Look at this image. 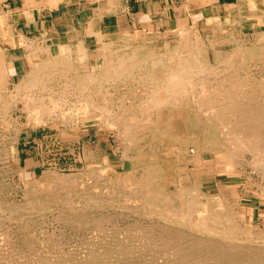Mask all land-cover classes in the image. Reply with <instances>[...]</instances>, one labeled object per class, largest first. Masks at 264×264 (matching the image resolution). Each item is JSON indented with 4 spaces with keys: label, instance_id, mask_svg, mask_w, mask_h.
<instances>
[{
    "label": "rangeland",
    "instance_id": "rangeland-1",
    "mask_svg": "<svg viewBox=\"0 0 264 264\" xmlns=\"http://www.w3.org/2000/svg\"><path fill=\"white\" fill-rule=\"evenodd\" d=\"M229 23L230 21L222 19L220 21L221 27H217V29L212 27L211 30L199 25L182 26L161 33L122 32L109 36L112 38L123 35L139 43H144L146 40V46L151 51L154 48H162L167 41H181L182 35L188 32L187 34L191 36L193 43L200 44L206 64H209L208 67L212 69L201 72L200 76L193 79L195 85L198 83L195 87L197 90L193 89L195 94L190 93V95L188 93L185 97L186 101L179 108L182 114L184 110L190 108L197 111L203 123L202 129L198 133H192L187 121H185L186 125L184 124V127L179 129L180 131L171 130L172 132L166 134L160 133L162 131L159 129L149 128L148 131L153 132L156 139L152 150H138L135 146L130 145L125 140L119 124L125 116H122L121 119H115L113 112L111 115H113L115 124H109L106 116L101 118L95 117L94 114L82 116L75 112L68 115L66 120H59V118L51 116L48 120L45 118L42 122H36L34 118L26 115L25 112H21L19 108L5 109L0 104V108L2 107L0 109V264H177L178 261L179 264H210V259L215 255V252L207 246L202 248L203 241L200 240L213 237L198 230H192L188 225L170 217L174 215V208L179 205L178 199L174 198L176 190L180 187H192L194 185L200 187V190L207 194L208 203L213 202L211 205L215 211H221L226 206H231L230 215L236 216L235 221L241 225L243 230L251 229L249 230L252 232L251 238L250 236L248 238L247 235H241L240 239L243 241L236 240L237 243H235L238 246L230 244L229 241H224L233 246L234 251L237 252H234L230 245L228 247V244L222 242L224 251L228 253L230 249L231 254L230 252L226 253L227 256H230L229 258L232 260L239 255L245 258L247 254L256 252L257 255L256 253L253 254L259 257L249 259L251 263L239 262L238 264H264V256L259 255L260 250L264 249V239H262L264 238V163H253L252 158H250L251 154L248 152H245V158H234L237 163H233L234 166L218 158L217 154L219 153L216 151L219 152L225 145L232 146L230 143L229 145L226 144L227 141L225 140H227L228 132L234 130L231 131L230 126H227L226 119L221 121L214 116V110H212L213 113L211 111L204 113V110L208 108L206 101L209 98L198 95L199 91H208L209 85L215 84L214 82L219 83L220 86L224 81L225 86L231 85L230 79L222 81L223 79L219 78L225 74L224 66L226 63L235 66L236 69L241 67L235 74H239L240 79L243 75L240 81L244 86L252 84L249 90L252 89L251 91H253L255 88L256 91L253 92L255 96L249 105L252 108L253 106L256 107L257 111L253 108V112L256 114L259 111L256 115L263 122L261 123L263 125L253 131L258 130L260 134L264 133V112L261 110L262 108L264 110V81H262L264 80V57L261 54L264 50V26L259 29L255 17L245 18L241 24L237 23L234 26H231L232 24L229 26ZM228 33L229 37L226 38ZM0 35L9 38L2 40V47L9 54L10 62L19 71H25L29 68L25 45L30 43L41 49L40 47L43 45L41 41L44 40L54 46L59 44L66 46L64 58L67 59V62L64 67L70 77L81 75L80 73L84 74L87 69H91L93 66L96 71L101 67L104 43L93 48L77 40L66 42L60 39L51 40L31 36L16 39L12 33H8L6 30ZM231 35L234 37L233 39ZM253 47L254 49L251 50ZM226 55L228 58L225 57ZM2 60L4 63L8 62L5 58ZM100 72L97 73L101 78ZM250 76L251 78H249ZM131 77L129 76L130 79L127 78L125 82H134L135 79ZM213 77L214 80H212ZM18 79V73L11 77L12 82ZM112 79L115 78H109L106 81L100 79L99 81L100 90L98 93L106 92L104 95L107 98L105 99H111L112 103L118 101V97L127 103L140 99L141 87L128 88L124 81L121 82L122 79ZM61 80V75L54 78L55 82ZM203 80L204 83H202ZM233 81L235 86L233 91H235L241 84L236 79ZM147 82L148 84L153 83L151 80ZM12 87V83L9 84V88ZM148 91L150 92V88ZM144 92L145 90L143 94ZM97 98L98 100L101 99L100 97ZM214 98L221 100L220 102L222 99L224 101L223 96ZM222 103L217 106L222 105ZM18 104L19 106L22 105L21 102ZM202 104L203 106H201ZM146 106L147 104L144 103L139 108ZM116 108L114 109L116 110ZM137 116L142 118L141 115ZM138 117L134 116L135 119L131 122L138 121ZM130 120L124 121L127 123ZM142 120L140 119L138 122L141 123ZM180 133L185 138L184 140L182 138L181 141L179 140ZM192 140H194L193 143ZM188 141L189 144L186 145L185 142ZM196 143L201 144L200 146L209 144L208 146L211 148V150L203 151L205 160L202 165L190 156V150ZM19 156L22 159L32 157L35 164H27L26 167L22 159L19 160ZM153 163L159 168L161 176L162 190L160 189L158 198L160 195L167 194H170L172 198V203L168 207L169 214H167L168 211L164 210L166 208L160 206L161 203H158L157 197L155 202L148 200L147 197L144 198L145 200L142 198L146 196L147 191L140 187L142 185L138 180L143 168H145L144 166ZM126 179H130L129 182ZM124 180L126 181L124 182ZM124 184L125 186H123ZM142 193L143 195H141ZM212 195H217L219 200L216 201L215 197L217 196ZM175 212L178 213L179 210ZM187 239L189 240L187 241ZM172 247L175 250L178 249L176 254L173 253L174 250H171ZM238 247L240 248L238 249ZM235 253H238L237 256ZM230 259L225 264H235Z\"/></svg>",
    "mask_w": 264,
    "mask_h": 264
},
{
    "label": "bare ground",
    "instance_id": "bare-ground-1",
    "mask_svg": "<svg viewBox=\"0 0 264 264\" xmlns=\"http://www.w3.org/2000/svg\"><path fill=\"white\" fill-rule=\"evenodd\" d=\"M249 10H250V13H248V15H255L257 17V25H258V28L261 29L264 26V0L259 1L258 5H255V3H254V5H252V7ZM236 12H237V9H236ZM234 17H235V15H234ZM89 22H91V20H89ZM230 24H232L231 21L229 23V26H230ZM6 28H7V26H6ZM223 28H228V27H223ZM97 30H96V32H97ZM187 30H188V28H187ZM178 32H179V30H178ZM185 33L182 35V38H180L181 41H176V42L175 41H172V42L167 41L162 48H156V49L154 48L151 51L146 46V40L144 43L143 42L139 43V42H136L134 39H131V38L123 36V35L121 37H112V38L108 37V38H106L103 42L104 43V45H103L104 46V52L102 53V58H101L102 63H101L100 69L98 70V71H101L100 72L101 78L99 77V75H98L99 73H97L98 71L95 70L94 66L91 67V69H87V71L84 74L80 73L81 75H75V76L70 77L66 72V68L64 67L66 65V62H67V59L64 58V53L66 52V49H65L66 46L61 45V44L54 46L46 40L41 41V42H43V45L40 47L41 49L34 47L30 43H29L30 45L29 44L25 45L26 46L25 47V49H26L25 53H26V58L28 61L29 68L25 71H19V70L15 69L13 64L10 62L9 54L2 47L3 46L1 43L2 40L9 39V38L4 36V35H1L0 36V62H1L0 63V104L5 109L9 108L12 110L14 108H19V110L21 112H25L26 115L34 118V120L36 122H42L45 120V118H46V120H48V118H51V116H53V117L55 116L54 118H57V119L59 118V120H66L68 118V115H70L72 112L81 114L82 116H84V115L87 116L88 114H94V116L98 117V118L106 116L109 124H115L113 122L114 121L113 120L114 118L112 117L113 115L115 116V119H121L122 116H125L123 121L119 122L120 127L122 128L124 138H125V140H127V142L130 145L135 146L138 150H152V148L154 146V141L156 139L154 137V133L148 131L149 128L150 129H152V128L159 129L160 131H162V132L159 131L160 133L166 134L168 132H172L175 130L177 131L179 129H182L184 127L185 121H187V122H189L190 131L192 133H198V131L201 130L203 127L202 120L199 117L200 114L198 115L197 111H195V110L193 111V109L190 108L188 110L183 109L184 110L183 114L185 113L183 115L179 111V108L182 107V104L184 103V101H186L185 97L188 93L189 94L190 93L195 94V93H193V89L196 87V85H198V83H196V85H195V83L193 82V79L196 78V76H200L201 72L203 73V71H206L207 69H209V71L212 69L210 67H208L209 64H206V61L204 59V52L200 48V44L199 43H193L191 36H189L187 34L188 32H185ZM227 37H229V33L227 34L226 38ZM233 38L234 37L232 36V39ZM67 40H69V39H67ZM141 40H143V39H141ZM193 40H195V39H193ZM81 41H83V40H81ZM21 42H22V40H21ZM263 48H264V44H263ZM253 49H254V47L251 48V50H253ZM215 50H216V48H215ZM210 51H211V49H210ZM223 54H224V52H223ZM261 54L264 57V50H262ZM67 56H68V54H67ZM215 56H217V55L215 54ZM227 56L228 55H226L225 57H227ZM233 57H234V55H233ZM4 58H5V60L7 59V61H8V62H6L7 64L3 62L2 59H4ZM84 58H85V56H84ZM246 59H248V58L246 57ZM237 60H238V58H237ZM234 61H236V60H234ZM226 65H228V64L226 63ZM226 65L224 66L225 67V69H224L225 74L222 75L221 77H219V76L218 77L222 78L223 79L222 81H224V79L225 80L230 79V81H232V83L229 81L231 83L230 86H225L223 84L225 81L221 83V86L219 85V83L216 84L217 82H214L216 85L215 84L209 85V88L207 89L208 91H202V92L199 91L198 92V95L208 96V98H209L206 101V103L208 104V108H206L204 110L205 111L204 113H206L207 111L212 112V110H214V112H215L214 116H216L218 119H221V121L226 119L228 122V124L226 123L227 126H230L231 131H232V129L234 130L233 132H228L227 140H225V141H227L226 144L228 143V145H229V143H230V144H232V146H226L225 145L223 148H221L219 150V152L216 151L217 153H219V154H217L218 158L220 160L227 161L225 163L232 164V166H234L233 163H236L234 161V158H236V157L237 158L238 157L239 158L240 157L245 158V156H246L245 152H248L249 154H251L250 158H252L253 163L254 162H256V163L261 162L263 164L264 163V133L260 134L258 130L253 131V130H256V128L259 127L260 125H263V124H261L263 122H261V118L256 115V114H258L259 111L256 114H255V112H253V108L256 109V107L253 106L254 103L251 104L253 106V108L249 105L251 103L250 102L251 99L253 98V96H255V94L253 95V92L255 90L254 84H253L254 90L253 91H251L252 89L249 90L250 85H252V84H250L251 82L249 83L250 84L249 86H247V85L244 86L243 84H241V81H240L243 78V75H242V78L240 79L239 74H235V73H237V71L241 67L236 69V68H234L235 66H231V65L226 66ZM251 67H253V66L251 65ZM261 68H262V66H261ZM263 68H264V66H263ZM15 73L19 74V79L17 81L12 82L11 77ZM75 74H76V72H75ZM58 75L62 76V80L59 82H55L54 78ZM129 76H132L136 82L135 81L134 82H125V81H127L126 80L127 78L130 79ZM253 77L255 78V76H252V78ZM109 78H115V79L118 78L119 80L122 79L121 82L124 81L125 82L124 84H126V86L128 88H132L133 86H134V88H135V86L141 87L142 91H141L140 99L134 100L130 103L129 102L127 103V102L123 101L124 99L123 100H122V98L118 99L119 98L118 97L117 98L118 101H116L117 103L116 102L112 103L111 99L110 100L105 99L107 97H106V95H104L106 93L104 90L103 91L105 93H102L100 91L102 94V97H103L102 98L101 94L98 93V91L100 90L99 89V87H100L99 81H100V79H105V81H106ZM249 78H251V76ZM249 78H247V79H249ZM115 79H112V80H115ZM235 79L237 81H239V83L241 85H238L240 87H238L237 90L233 91V88L235 87L233 85V82H234L233 80H235ZM131 80H133V79H131ZM148 80L153 81V83L151 82L152 84H148V82H147ZM196 80L198 82V79H196ZM212 80H214V77L212 78ZM200 81H199V83H200ZM262 81H264V80H262ZM243 82H245V81H243ZM11 83H12L13 87L9 88V84H11ZM202 83H204V80ZM235 83H236V81H235ZM114 85H116V84H114ZM222 85H224V86H222ZM261 86H262V83H261ZM149 88H150V92L148 91ZM106 90H107V87H106ZM144 90H145V92L143 94ZM257 90H258V87H257ZM108 94L110 95V92ZM5 96L8 98H6ZM219 96L220 97L223 96L224 101L222 99V102L224 103V105L222 102H220L221 100L215 99V98L213 99V97H219ZM97 97H100L101 99L98 100ZM204 99H205V97H204ZM100 100H102V101H100ZM217 100H219V102L216 103ZM19 102H21V104H22L21 106H19V104H18ZM261 102H263V101L261 100ZM144 103L147 104V106L144 108H139ZM203 103H205V101H203ZM219 103L220 104L222 103V105L217 106ZM255 103H257V102H255ZM115 105L117 108L114 107ZM191 106L193 107V105H191ZM201 106H203V104ZM198 107H199V105H198ZM258 107H259V105H258ZM261 107H262V105H261ZM261 107H260V109H261ZM114 108H116V110ZM261 110L264 112L263 108ZM256 111H257V109H256ZM2 112H4V111H2ZM111 112H113V115H111ZM137 112H139V113L137 114ZM118 114H120V115H118ZM137 115H141L142 118L138 117ZM211 115L209 116L210 118H211ZM134 116L139 118L138 121L140 119H143L141 121V123L138 121L131 122L133 119H135ZM209 117H207V118L209 119ZM130 118H131V120H130ZM127 119L130 121L126 123V121H124V120H127ZM5 120H2V121H5ZM8 124H10V123H8ZM222 125L223 124H221V126ZM7 126H9V125H7ZM218 134H220V133L218 132ZM219 137H221V136H219ZM178 138L180 141H181V138H182V140L185 139V138H183L181 133H180V136ZM220 140H222V139H220ZM189 141L185 142V144L188 145ZM193 142H194V140H192V143ZM200 145H199V143L193 144V147L190 150V152H191L190 156L193 157L197 162H199L200 165H202V164H204V160H205L203 157V154H202L203 151L211 150V148L208 146L209 144L208 145L205 144L202 146H200ZM217 145H219V144H217ZM220 145H221V143H220ZM183 150L186 151V149H183ZM89 155H91V154H89ZM156 157L158 159V155ZM128 158H129V156H128ZM146 160H147V158H146ZM258 164L261 165L260 163H258ZM258 164H256V165H258ZM109 165H112V164H109ZM125 165H126V163H125ZM226 166H228V165H226ZM263 166H264V164H263ZM144 167L145 168H143V171L141 172L140 178L138 180V181H140V185H142V186H140V185L139 186L143 187V189H145L147 191L146 196L144 195L145 197H142V198L144 199L147 197L148 200L149 199H150V201L154 200L153 202H155L156 201L155 198L156 197L158 198V195L161 192L160 191V189H161L160 170L157 167V165H155L154 163L146 165ZM229 167H231V166H229ZM253 167H255V165ZM141 169H142V167H141ZM263 169H261V170H263ZM128 170H127V172H128ZM127 178H129V177H127ZM126 180H124V182ZM129 180L130 179H128L127 181L129 182ZM115 181H117V180H115ZM136 181L137 180H135V182ZM54 182H55V180H54ZM136 183H138V182H136ZM125 184L123 186H125ZM189 184H191V183H189ZM129 185L131 186V184H129ZM132 185H135V183L134 184L132 183ZM127 186L128 185H126V187ZM263 187H264V184H263ZM122 191H123V189H122ZM132 191H133V189H132ZM139 191L141 192V190H139ZM133 192H135V191H133ZM140 192H139V194H140ZM143 192H144V190H143ZM128 193H129V191H128ZM23 194H25V193H23ZM130 194H131V192H130ZM162 194L164 195V193H162ZM122 195L125 196L124 194H122ZM141 195H143V193ZM174 195H175L174 198L178 199V204H179L178 207L174 208V210L175 211L179 210V212L177 213L174 211L173 212L174 215L170 216V217L178 220L180 223H184V224L188 225L192 230L195 229V230H198L202 233L207 234L208 236L210 235L213 237V238H209L211 240H209L208 238H207V240H200V241H203V243H202L203 246H201L202 248L207 246L208 248H211L215 252V255L210 259V264H225V263H227L228 260L230 259L229 258L230 256L229 257L227 256V254L230 252V249L228 248L229 245L234 244V246H238L237 244L235 245V243H237L236 240L237 241H243L242 239H240L241 235H244V236L247 235L248 238H249V236L251 238L252 232L249 231L251 229H249L248 231L243 230L241 225L237 221H235L234 218L236 216L233 217L232 215H230V213H231L230 207L231 206L230 207L226 206L224 209L222 208L223 210H221V211H215L213 205H211L213 202L208 203L209 201L207 199L208 198L207 194L204 191H201L200 187H198L197 185H194L192 187H185V186L180 187L178 190H176ZM212 196H217V195H212ZM259 196H260V194H259ZM44 197H46V196L44 195ZM128 197H129V195H128ZM42 199L44 200V198H42ZM158 199H159L158 203H161L160 206H163L164 208H166L164 210L168 211L167 214H169V208L168 207L170 206V203H172L171 202V200H172L171 195L170 194H167L164 196L160 195ZM215 199H216V201H218L219 200L218 196L215 197ZM150 201H149V203H150ZM146 202H147V200H146ZM220 202L222 203V200H220ZM144 203H145V201H144ZM154 206H155V203H154ZM156 207H158L157 204H156ZM148 208H150V207H148ZM153 211H152V213H153ZM148 212H147V214H148ZM156 212L159 213V211H156ZM162 212H163V210H162ZM154 215H156V214H154ZM164 217H165V215H164ZM166 218H167V216H166ZM92 221H94V220L92 219ZM214 238H216L218 240H216ZM7 239H9V238H7ZM262 239H264V238H262ZM188 240L189 239H187V241ZM224 241H229L230 244H228V242L225 243ZM222 242L225 244H228V247H227V250L229 249L228 253H227V251H224L223 246H222ZM15 247H17V246H15ZM230 247H232V249L234 251V247L231 245H230ZM239 248L240 247H238V249ZM171 250H174L173 253L176 254V251L178 249L175 250L172 247ZM235 250H236V248H235ZM11 251H12V248H11ZM168 251L171 252L170 250H168ZM234 252H237V251H234ZM257 252L259 253V251H257ZM205 253H204V255H205ZM253 253L255 254L256 252H252L249 254H247V252H246L247 256L245 258L243 256H242L243 257L242 258L239 255V257H234V259H232V260H233V262H235V264L236 263L238 264L239 262L251 263V261H249V259H254L255 257H259V256H256L257 253H256V255H254ZM230 254H231V252H230ZM235 254H236L235 256H237L238 253H235ZM259 255L264 256V249L260 250ZM7 257H8V255H7ZM194 258H196V257H194ZM178 262H177V264H179ZM204 262L206 263L205 259H204ZM174 263H176V262H174ZM207 263H208V261H207ZM228 264H230V263H228Z\"/></svg>",
    "mask_w": 264,
    "mask_h": 264
},
{
    "label": "crops",
    "instance_id": "crops-1",
    "mask_svg": "<svg viewBox=\"0 0 264 264\" xmlns=\"http://www.w3.org/2000/svg\"><path fill=\"white\" fill-rule=\"evenodd\" d=\"M259 1L0 0V34L7 30L16 39L31 36L83 40L82 43L95 48L109 36L122 32L150 34L199 25L211 30L221 27L222 19L231 21V26L241 24L245 18L257 20L255 15L248 13ZM22 161L26 167L35 164L32 157Z\"/></svg>",
    "mask_w": 264,
    "mask_h": 264
}]
</instances>
